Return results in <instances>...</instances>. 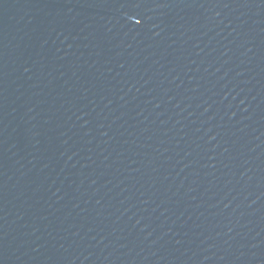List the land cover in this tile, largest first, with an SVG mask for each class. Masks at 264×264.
<instances>
[{
    "label": "water",
    "instance_id": "95a60500",
    "mask_svg": "<svg viewBox=\"0 0 264 264\" xmlns=\"http://www.w3.org/2000/svg\"><path fill=\"white\" fill-rule=\"evenodd\" d=\"M0 264H264V0H0Z\"/></svg>",
    "mask_w": 264,
    "mask_h": 264
}]
</instances>
